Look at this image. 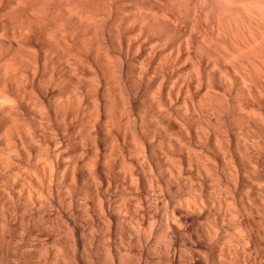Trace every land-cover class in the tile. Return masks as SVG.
Masks as SVG:
<instances>
[{
  "label": "clouds",
  "instance_id": "clouds-1",
  "mask_svg": "<svg viewBox=\"0 0 264 264\" xmlns=\"http://www.w3.org/2000/svg\"><path fill=\"white\" fill-rule=\"evenodd\" d=\"M0 264H264V0H0Z\"/></svg>",
  "mask_w": 264,
  "mask_h": 264
}]
</instances>
